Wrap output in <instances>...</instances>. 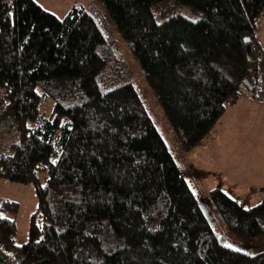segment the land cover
<instances>
[{"label": "trees", "instance_id": "16d2710c", "mask_svg": "<svg viewBox=\"0 0 264 264\" xmlns=\"http://www.w3.org/2000/svg\"><path fill=\"white\" fill-rule=\"evenodd\" d=\"M100 1L181 151H193L248 94L243 79L252 85L248 95L263 99L255 29L264 0ZM179 4L200 17L174 13ZM249 48L259 49L254 61ZM224 64L241 68V79ZM2 89V115L16 119L20 139L0 161V175L35 185L37 208L28 242L17 245L15 220L4 213L15 214L18 204L0 201V264H264V251L252 255L217 238L127 66L84 6L58 17L35 0H0ZM208 195L229 230L264 235V195L250 208L219 187Z\"/></svg>", "mask_w": 264, "mask_h": 264}, {"label": "rangeland", "instance_id": "374dc122", "mask_svg": "<svg viewBox=\"0 0 264 264\" xmlns=\"http://www.w3.org/2000/svg\"><path fill=\"white\" fill-rule=\"evenodd\" d=\"M65 1L68 0H49L48 3L54 5L65 3ZM78 1L84 2L86 11L94 17L115 57L127 66L130 81L139 92L146 111L150 114L153 124L163 136L177 165L181 168L182 174L187 179L190 189L197 195L200 208L210 222L217 238L220 242L231 245L234 249L252 255L263 252L264 235L250 239L229 230L220 210L208 195L209 191L218 185L228 193V196L235 198L246 208L261 202L264 195V105L261 102L262 99H255L247 94L242 95L244 98L254 100L253 102L256 103L255 109L240 105L229 112L232 117L219 119L215 124L212 129H215V133L212 135H216L217 138L214 141L204 143V140L208 137L207 135L202 140V145L199 144L200 147H195L189 153L181 151L172 133L171 123H169L166 114L157 102L154 92L146 81L139 63L134 59L127 41L120 36L112 16L100 0ZM174 13H180L192 20H197L200 17V12L183 4L177 5ZM262 25H264V16L259 19L255 29L256 36H260L261 39V44L259 42L261 49V45L264 47ZM255 45L256 43L254 47H256ZM258 50H254L255 54L251 59L258 55ZM261 53L264 54L263 49ZM223 66L229 77L235 80L241 79L243 71L241 68L238 69L236 66L229 64ZM51 108V102L46 103L44 101L41 104V109L46 113H49ZM212 130L210 132H213ZM43 176V174L40 175L41 183L43 182ZM216 181H218L217 184ZM7 198L17 202L18 210L15 214L4 213V216L15 220L17 230L14 236L15 243L17 245L24 244L28 242L30 216L37 208L35 185L32 183L23 185L0 177V201Z\"/></svg>", "mask_w": 264, "mask_h": 264}, {"label": "crops", "instance_id": "0c3cea01", "mask_svg": "<svg viewBox=\"0 0 264 264\" xmlns=\"http://www.w3.org/2000/svg\"><path fill=\"white\" fill-rule=\"evenodd\" d=\"M41 7H44L46 10H48V11H50V12H52L53 14H56L58 17H63V16H65V14L69 11V9L73 6V5H76L77 3L78 4H80V5H82V6H84L85 8H86V5L84 4V2H82V1H78V0H68V1H65V3H62V4H54V5H50L48 2H49V0H35ZM87 1H89V0H87ZM92 1V0H91ZM86 2V1H85ZM262 28H261V30H263L264 31V25H262L261 26ZM260 36H258L257 37V42H258V44H259V42H260ZM260 44H261V42H260ZM261 47H262V49H263V51H264V47H263V45H261ZM261 49V48H260ZM262 49H261V52H262ZM248 95V94H247ZM254 100L253 99H251V98H244V97H240L239 98V100L234 104V105H232V106H230V107H228L227 109H226V112H225V114L220 118V119H225V118H227V119H229L228 117H232V114L231 113H229L230 111H232V110H235L237 107H239L240 105H244L246 108L248 107V108H250V109H255V106H256V103L255 102H253ZM262 104L264 105V97H263V99H262ZM224 122V121H223ZM222 124V123H221ZM222 126V125H221ZM213 132H210V134L208 135V137H207V139L206 140H204V143H206V142H208V141H214L216 138H217V136L215 135V136H213L212 134L213 133H215L214 131H215V129L214 130H212ZM201 145H202V143H201ZM201 145H198L199 147L201 146ZM197 148V147H196ZM185 178V177H184ZM187 180V179H186ZM217 182L218 181H216V184H217ZM212 183V182H211ZM217 187H219L220 188V186H216L215 188H217ZM222 189V188H221ZM223 190V189H222ZM224 191V190H223ZM225 192V191H224ZM227 195H228V193L227 192H225Z\"/></svg>", "mask_w": 264, "mask_h": 264}, {"label": "built area", "instance_id": "2783aa9c", "mask_svg": "<svg viewBox=\"0 0 264 264\" xmlns=\"http://www.w3.org/2000/svg\"><path fill=\"white\" fill-rule=\"evenodd\" d=\"M4 92V89L0 90V161L13 154L14 145L20 139V131L18 130L16 119L2 115L4 111L3 105L8 103V100L4 97Z\"/></svg>", "mask_w": 264, "mask_h": 264}, {"label": "water", "instance_id": "95a60500", "mask_svg": "<svg viewBox=\"0 0 264 264\" xmlns=\"http://www.w3.org/2000/svg\"><path fill=\"white\" fill-rule=\"evenodd\" d=\"M249 38H247L245 41L246 42H249ZM246 54H247V59L249 61H254L255 60V57L254 59H251V57L254 56L253 54V49L252 48H249L247 51H246ZM239 87L242 88L245 92H247L248 94H251L252 93V85L251 83L249 82L248 78H245L243 79L240 83H239ZM0 257L2 258L3 256L0 254Z\"/></svg>", "mask_w": 264, "mask_h": 264}, {"label": "snow or ice", "instance_id": "6c2138e0", "mask_svg": "<svg viewBox=\"0 0 264 264\" xmlns=\"http://www.w3.org/2000/svg\"><path fill=\"white\" fill-rule=\"evenodd\" d=\"M228 247H231V245H227Z\"/></svg>", "mask_w": 264, "mask_h": 264}]
</instances>
